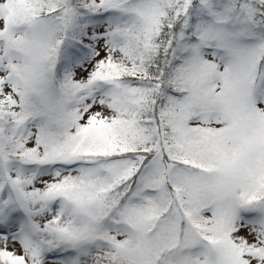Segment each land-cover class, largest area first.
Masks as SVG:
<instances>
[{
    "label": "snow or ice",
    "instance_id": "6c2138e0",
    "mask_svg": "<svg viewBox=\"0 0 264 264\" xmlns=\"http://www.w3.org/2000/svg\"><path fill=\"white\" fill-rule=\"evenodd\" d=\"M0 264H264V0H0Z\"/></svg>",
    "mask_w": 264,
    "mask_h": 264
}]
</instances>
